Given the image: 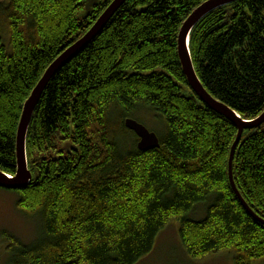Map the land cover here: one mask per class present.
<instances>
[{"label": "trees", "instance_id": "16d2710c", "mask_svg": "<svg viewBox=\"0 0 264 264\" xmlns=\"http://www.w3.org/2000/svg\"><path fill=\"white\" fill-rule=\"evenodd\" d=\"M113 1L85 19L86 0H0V172L17 174L24 106L46 71ZM208 1L128 0L54 76L28 133L32 183L11 192L39 235L26 245L5 234L6 264H139L172 222L193 260L264 261V125L244 132L233 161L248 211L229 178L239 131L194 94L178 55L184 23ZM190 52L216 101L244 121L264 114V0L208 15ZM128 119L149 124L160 148L140 151Z\"/></svg>", "mask_w": 264, "mask_h": 264}, {"label": "water", "instance_id": "95a60500", "mask_svg": "<svg viewBox=\"0 0 264 264\" xmlns=\"http://www.w3.org/2000/svg\"><path fill=\"white\" fill-rule=\"evenodd\" d=\"M101 1L102 0H86V13L84 16L85 19L89 18L92 15L94 8H96ZM127 1L128 0H114L112 4L107 8V10L97 20V22L93 25V27L88 31V33L80 40H78L74 45H72L69 49H67L46 71L45 75L24 106L17 133V174L14 177H11L0 172V189L10 192L23 191L31 185L33 179L28 165L27 139L35 110L44 91L46 90L47 86L54 78V76L58 72H60L66 65L75 60L104 31L109 22L127 3ZM239 1L241 0H210L197 8L186 20L180 31L178 39V55L183 73L187 79L190 89L194 92V94L211 110L231 121L239 131L237 140L231 151L229 162V178L231 186L235 191L237 197L245 206V208L250 211L236 189L233 178V161L236 149L240 144L244 132L247 130H255L263 126L264 114L254 121H244L236 112L223 105L222 103L216 101L201 84L196 74L190 52V39L195 28L208 15L216 12L217 10L233 5ZM126 127L138 137V149L140 151H152L160 148V141L158 137L154 133H151L142 124L132 119H128L126 121ZM70 149L77 151V149L71 145H66L64 151H69Z\"/></svg>", "mask_w": 264, "mask_h": 264}, {"label": "rangeland", "instance_id": "374dc122", "mask_svg": "<svg viewBox=\"0 0 264 264\" xmlns=\"http://www.w3.org/2000/svg\"><path fill=\"white\" fill-rule=\"evenodd\" d=\"M7 42V43H6ZM5 45L9 47V40ZM149 131L153 128L143 123ZM69 145L66 143L64 146ZM71 151V150H69ZM17 196L9 191L0 190V264H6L7 246L5 234L16 237L24 244H31L39 235L36 222L23 216L16 208ZM139 264H235L229 255L210 256L204 260L188 257L179 237V224L172 222L158 237L152 254ZM264 264V261L258 263Z\"/></svg>", "mask_w": 264, "mask_h": 264}]
</instances>
